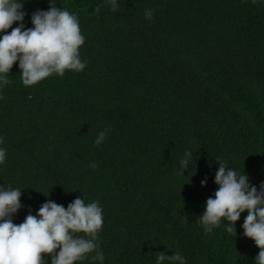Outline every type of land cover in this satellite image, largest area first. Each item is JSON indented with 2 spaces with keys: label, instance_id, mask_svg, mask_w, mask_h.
<instances>
[{
  "label": "trees",
  "instance_id": "trees-1",
  "mask_svg": "<svg viewBox=\"0 0 264 264\" xmlns=\"http://www.w3.org/2000/svg\"><path fill=\"white\" fill-rule=\"evenodd\" d=\"M52 3L78 17L87 64L26 87L17 61L0 89V187L22 190L24 205L13 222L48 200L67 208L85 198L103 208L104 264H156L161 252L188 264H255L247 212L232 233L222 222L205 235L196 221L218 188L216 158L257 190L264 182V4L118 0L113 11L105 0ZM49 8L50 0H24L25 28ZM186 150L195 161L182 175ZM92 255L77 264H99Z\"/></svg>",
  "mask_w": 264,
  "mask_h": 264
},
{
  "label": "clouds",
  "instance_id": "clouds-1",
  "mask_svg": "<svg viewBox=\"0 0 264 264\" xmlns=\"http://www.w3.org/2000/svg\"><path fill=\"white\" fill-rule=\"evenodd\" d=\"M113 11L118 0H105ZM262 3L264 0H252ZM99 7L96 11L99 12ZM24 0H0V89L9 83L7 76L16 62L21 69V81L31 87L53 75L64 76L66 71L82 72L87 61L82 60L80 49L85 43L78 17L70 11L53 5L48 10L32 14L34 27L25 28ZM145 18H152V11H145ZM18 22L17 27H12ZM11 28V31L7 30ZM2 99V97H0ZM108 129L100 131L95 140L101 145ZM4 144L0 138V145ZM7 158V149L0 146V165ZM219 161L214 182L218 185L214 197L206 201L205 210L197 218L205 235L226 222V231L236 232L235 222L247 212L242 225L243 235L255 241L260 251L255 264H264V182L259 190L250 185L248 176ZM194 155L186 150L179 162V171L192 168ZM90 167L96 168L94 162ZM207 180L201 184L206 185ZM19 188L0 187V264H77L91 256L92 261L104 264L105 255L98 243L104 219L99 201L85 202L76 198L65 206L52 200L43 203L38 212L29 213L25 220L16 224L13 217L24 207ZM188 264L179 252L167 255L157 253L156 264Z\"/></svg>",
  "mask_w": 264,
  "mask_h": 264
}]
</instances>
